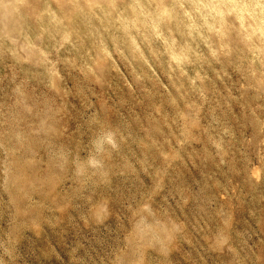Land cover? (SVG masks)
<instances>
[{
    "label": "rangeland",
    "instance_id": "rangeland-1",
    "mask_svg": "<svg viewBox=\"0 0 264 264\" xmlns=\"http://www.w3.org/2000/svg\"><path fill=\"white\" fill-rule=\"evenodd\" d=\"M187 1L0 0V264H264V0Z\"/></svg>",
    "mask_w": 264,
    "mask_h": 264
},
{
    "label": "clouds",
    "instance_id": "clouds-1",
    "mask_svg": "<svg viewBox=\"0 0 264 264\" xmlns=\"http://www.w3.org/2000/svg\"><path fill=\"white\" fill-rule=\"evenodd\" d=\"M93 144L97 153L102 152L105 145H109L113 149L118 147L115 140V135L111 132L106 133L102 137H98L97 140L93 141ZM87 164L92 168H97L101 166V161L96 159L95 157H90L87 161Z\"/></svg>",
    "mask_w": 264,
    "mask_h": 264
},
{
    "label": "bare ground",
    "instance_id": "bare-ground-1",
    "mask_svg": "<svg viewBox=\"0 0 264 264\" xmlns=\"http://www.w3.org/2000/svg\"><path fill=\"white\" fill-rule=\"evenodd\" d=\"M203 1V0H202ZM232 1V0H231ZM244 1V0H243ZM249 1V0H248ZM252 1V0H251ZM255 1V0H254ZM258 1V0H257ZM187 2H189V4H190V0H188ZM200 2V1H199ZM205 2H206V0H205ZM228 2V1H227ZM242 2V1H241ZM256 2V1H255ZM193 2H191V4H192ZM201 3V2H200ZM244 3V2H243ZM246 3H248V2H246ZM251 3V2H250ZM257 3V2H256ZM196 4V3H195ZM207 4V3H206ZM249 4V3H248ZM261 4H262V1H261ZM261 4L259 3V5H260V7H262L261 6ZM202 5H204V4H202ZM235 5V4H234ZM240 5V4H239ZM252 5V4H251ZM182 6V5H181ZM184 6V5H183ZM192 6V5H191ZM236 6V5H235ZM256 6H257V4H256ZM204 7H206L208 10H211V11H214V12H216V13H218V12H220V10L221 9H224V6H221V1L220 0H208V4L205 6L204 5ZM226 7V6H225ZM233 7V6H232ZM241 7H242V4H241ZM251 7V6H250ZM237 8V7H236ZM235 8V9H236ZM242 8H244V7H242ZM259 8V7H258ZM166 9V8H165ZM164 9V10H165ZM234 9V8H233ZM264 9V8H263ZM226 10H228L227 9V7H226ZM237 10H238V8H237ZM239 10H241V9H239ZM245 10V9H244ZM262 10V9H261ZM247 11V10H246ZM248 11H250V10H248ZM252 11V10H251ZM254 11V14H255V10H253ZM259 11V10H258ZM165 12H166V10H165ZM197 12V11H196ZM205 13V12H204ZM203 13V14H204ZM249 13V12H248ZM201 13L199 12V15H200ZM259 14V13H258ZM257 14V15H258ZM264 14V13H263ZM262 14V15H263ZM198 15V16H199ZM207 15V14H206ZM209 15H210V13H209ZM256 15V14H255ZM262 15H261V17H262ZM201 16V15H200ZM199 16V17H200ZM264 16V15H263ZM202 17V16H201ZM258 17V16H257ZM205 18H207L206 16H205ZM193 19V18H192ZM199 19H201V18H199ZM210 19H211V17H210ZM202 20H204V19H202ZM259 20H261V19H259ZM196 21H197V18H196ZM210 21V20H209ZM243 22V21H242ZM263 22V21H262ZM261 22V23H262ZM194 23V22H193Z\"/></svg>",
    "mask_w": 264,
    "mask_h": 264
}]
</instances>
